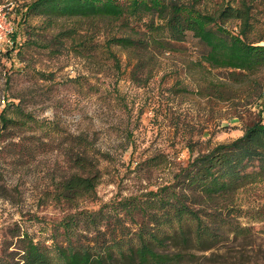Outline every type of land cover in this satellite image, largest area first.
I'll list each match as a JSON object with an SVG mask.
<instances>
[{
	"label": "rangeland",
	"instance_id": "1",
	"mask_svg": "<svg viewBox=\"0 0 264 264\" xmlns=\"http://www.w3.org/2000/svg\"><path fill=\"white\" fill-rule=\"evenodd\" d=\"M30 1L0 0L16 34L0 42V112L11 104L8 116L17 121L0 127V255L5 241L16 243L18 231L48 247L53 241L65 246L59 224L74 211L57 203L54 193L73 172L72 137H85L104 155L95 197L77 203L78 211H95L154 190L199 153L264 122V68L214 89L225 71L200 66L202 48L189 34L157 57L153 75L139 85L129 77L125 52L113 49L117 69L102 49L89 58L69 42L53 43L57 31H44L41 18L18 27L15 9ZM252 1L264 37V0ZM227 27L235 31L236 23ZM83 28L103 44V30L100 36ZM241 197L240 221L264 248V183Z\"/></svg>",
	"mask_w": 264,
	"mask_h": 264
},
{
	"label": "trees",
	"instance_id": "2",
	"mask_svg": "<svg viewBox=\"0 0 264 264\" xmlns=\"http://www.w3.org/2000/svg\"><path fill=\"white\" fill-rule=\"evenodd\" d=\"M254 10L252 0H32L15 9L18 27L30 17L41 18L44 31H57L52 42H69L79 56L92 58L102 49L118 69L113 49L125 52L129 77L139 85L153 75L157 57L190 34L202 48L200 66L225 71L214 89L264 68V37ZM231 22L235 31L227 27ZM85 24L100 36L103 30L101 46L95 31L82 32ZM10 106L0 112L1 129L16 126ZM71 141L73 172L54 193L57 203L74 211L59 224L65 246L53 241L48 247L18 231L12 235L15 244L5 241L0 264H264V248L240 221L241 196L264 183L261 119L238 139L188 160L154 190L95 211H78L77 203L95 197L104 155L85 137Z\"/></svg>",
	"mask_w": 264,
	"mask_h": 264
},
{
	"label": "built area",
	"instance_id": "3",
	"mask_svg": "<svg viewBox=\"0 0 264 264\" xmlns=\"http://www.w3.org/2000/svg\"><path fill=\"white\" fill-rule=\"evenodd\" d=\"M11 24L6 18V13L0 8V42L4 41L11 33Z\"/></svg>",
	"mask_w": 264,
	"mask_h": 264
}]
</instances>
